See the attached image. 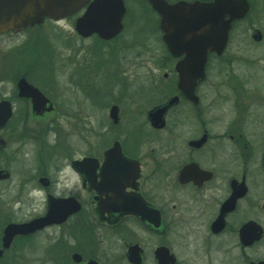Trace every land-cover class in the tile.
<instances>
[{
	"label": "flooded vegetation",
	"instance_id": "1",
	"mask_svg": "<svg viewBox=\"0 0 264 264\" xmlns=\"http://www.w3.org/2000/svg\"><path fill=\"white\" fill-rule=\"evenodd\" d=\"M122 1V30L111 39L77 34L86 7L68 18L75 41L92 47L84 64L77 49L51 60L54 73L32 61L24 73L8 74L16 78L11 92L0 90L10 109L0 129V264H29L24 254L40 249L37 264H264V0H162L214 10L213 24L206 12L185 14L187 24L198 20L199 43L217 46L202 77L185 82L177 70L185 54L167 48L159 11L133 0L135 18ZM121 47L133 52L135 70L121 69L130 58L121 62ZM68 64L58 86L56 74ZM21 79L41 94L36 109L32 94L20 95ZM163 106V126L155 128L149 114ZM95 121L121 126V140L112 142L121 146V172L111 169L119 160L106 158L112 144L77 154L59 128L54 144L27 130L62 123L93 134ZM52 203L50 223L7 239L8 227L48 217ZM42 237L44 248L36 243Z\"/></svg>",
	"mask_w": 264,
	"mask_h": 264
},
{
	"label": "water",
	"instance_id": "2",
	"mask_svg": "<svg viewBox=\"0 0 264 264\" xmlns=\"http://www.w3.org/2000/svg\"><path fill=\"white\" fill-rule=\"evenodd\" d=\"M154 9H157L161 15L160 30L163 33V41L170 51L178 55L185 54V59L177 65L180 72L195 71L191 77L182 75L181 82L193 81L195 77H202L207 53L214 51L217 46L210 43L200 44L201 38L205 37L201 33V27L198 20L187 24L185 14L197 17L206 12V24H213L209 17L214 16V10L203 9L199 6H187L180 3L174 6L166 5L162 0H148ZM87 5L83 15L76 20L75 30L81 37H89L96 33L102 39H111L122 30V18L125 13V7L122 0H0V35L7 32H20L26 28L40 25L45 19L60 21L66 19ZM226 29H223V38ZM205 49V52H204ZM180 86H182L180 84ZM20 95H33V109H36L38 103L35 97L41 94L21 79L17 85ZM38 95V96H37ZM35 96V97H34ZM167 106L159 107L149 114V119L153 127L161 128L163 126V115ZM117 109L113 107L110 110V119L117 124ZM10 116L8 103H0V129L7 123ZM3 142L0 140V145ZM107 159H117L119 164L111 166L112 171L121 172V146L119 142H114L111 148L106 151ZM108 171V167L103 168ZM54 204L50 206L48 217L33 221L27 225L7 228V239L16 232L33 231L40 229L54 216ZM11 232V235H10ZM10 239V238H9ZM95 264V263H90Z\"/></svg>",
	"mask_w": 264,
	"mask_h": 264
},
{
	"label": "rangeland",
	"instance_id": "3",
	"mask_svg": "<svg viewBox=\"0 0 264 264\" xmlns=\"http://www.w3.org/2000/svg\"><path fill=\"white\" fill-rule=\"evenodd\" d=\"M127 2V6H129V8L131 7L132 9L133 16L135 18H139L141 12L138 6H135V2L133 0H127ZM74 35L75 34L73 32L72 21L66 19L60 22L48 21L42 26L28 31L27 33L14 34L11 36L0 38V80H2L1 82H3L0 83V90H3L4 92H11V88H13L12 81H14L16 78L14 77V79L11 80L10 78L12 75L8 74L12 73L13 76H16L17 74L20 75L24 73V71L28 70H25V65L32 61H41V63H39L38 65L41 64L42 68L46 72L54 73L55 69L51 60L53 61L57 55L67 57V55H71V53L75 49H77L81 54L79 55V61L81 64H84L86 61V55L91 54L92 47L89 45L90 42L88 41H84L82 43L79 41H75L76 36ZM151 45L152 46L149 47V50L154 49L155 44ZM121 49H123L121 51V62L126 59L123 57H130L126 62L122 63L121 69L135 70L133 68V58L131 57L133 52L130 50V48L124 49L121 47ZM241 54L245 56L248 55L246 51L241 52ZM42 68L41 70H39V67L36 69L42 71ZM29 70H35L32 64L30 65ZM62 70L65 72L64 74H61V76L58 74V72L56 74V78L60 83L59 85V83L57 82L58 86H64V83L67 79L66 77L69 75L70 71L69 64L68 67L62 68ZM259 77H261V73H259ZM4 86H6V90ZM205 96L206 102H214V94L212 88L206 90ZM213 114L217 115V112L215 111ZM95 120L99 121L98 119ZM96 121L94 122L93 126V134L91 133V127L79 126L78 128H75L74 126H67L66 124L62 123H60L57 127H47V125L40 126L39 124H35L33 126L27 127V130L28 128L33 129V133L36 132L37 139H41V136L46 135V138L51 140V144H54V132L57 131L55 129L59 128V133H61L62 135V140L67 142V144L70 143V146L72 147H70V149L69 147H66L65 150H73L74 146V150L77 152V154L84 152L87 147L88 149H90V146L93 147V150L95 152H99L110 147L114 140H118V138L121 140V126L119 127L110 123L105 124V126H100V124ZM74 132L77 134H74ZM88 132H90V136L87 135ZM163 136H165V133L160 135L161 138ZM30 148L31 147L29 146L28 148L26 147V149L29 150ZM44 241L45 238L42 237L38 239L36 243H39V245L44 248L47 244L44 243ZM40 251L42 250L40 249L37 252L30 251L27 254L25 253L23 257V263H39V258H41L42 254Z\"/></svg>",
	"mask_w": 264,
	"mask_h": 264
}]
</instances>
